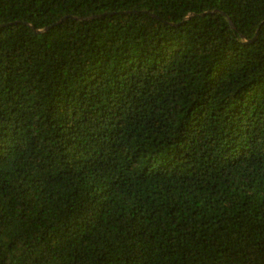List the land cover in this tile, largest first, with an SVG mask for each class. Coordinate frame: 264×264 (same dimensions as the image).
I'll use <instances>...</instances> for the list:
<instances>
[{
	"label": "trees",
	"instance_id": "1",
	"mask_svg": "<svg viewBox=\"0 0 264 264\" xmlns=\"http://www.w3.org/2000/svg\"><path fill=\"white\" fill-rule=\"evenodd\" d=\"M0 264H264V0H0Z\"/></svg>",
	"mask_w": 264,
	"mask_h": 264
},
{
	"label": "water",
	"instance_id": "2",
	"mask_svg": "<svg viewBox=\"0 0 264 264\" xmlns=\"http://www.w3.org/2000/svg\"><path fill=\"white\" fill-rule=\"evenodd\" d=\"M65 19H67V17L64 18V19H62V20H60V21H58V22L55 23L53 26L60 24V23L63 22ZM87 19H88V18H87ZM53 26H48V27H46L45 29H36V32H37V33H42V32H44V31L49 30V29L52 28Z\"/></svg>",
	"mask_w": 264,
	"mask_h": 264
}]
</instances>
